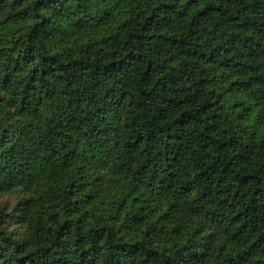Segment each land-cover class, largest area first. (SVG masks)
Wrapping results in <instances>:
<instances>
[{"label":"trees","instance_id":"trees-1","mask_svg":"<svg viewBox=\"0 0 264 264\" xmlns=\"http://www.w3.org/2000/svg\"><path fill=\"white\" fill-rule=\"evenodd\" d=\"M0 264H264V0H0Z\"/></svg>","mask_w":264,"mask_h":264}]
</instances>
